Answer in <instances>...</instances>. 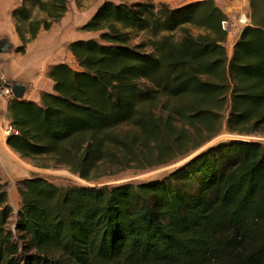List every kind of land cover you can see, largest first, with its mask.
<instances>
[{
  "label": "trees",
  "instance_id": "trees-1",
  "mask_svg": "<svg viewBox=\"0 0 264 264\" xmlns=\"http://www.w3.org/2000/svg\"><path fill=\"white\" fill-rule=\"evenodd\" d=\"M31 1L47 19L13 11L21 54L68 11V0ZM227 19L213 0L105 2L83 26L99 39L69 45L76 66L51 67L53 91L10 100L8 146L93 182L169 165L224 131L264 136V30L246 26L230 57ZM141 32L147 44H134ZM18 189L12 226L0 176V264H264L261 142L210 147L159 181L59 186L34 174Z\"/></svg>",
  "mask_w": 264,
  "mask_h": 264
},
{
  "label": "rangeland",
  "instance_id": "rangeland-1",
  "mask_svg": "<svg viewBox=\"0 0 264 264\" xmlns=\"http://www.w3.org/2000/svg\"><path fill=\"white\" fill-rule=\"evenodd\" d=\"M44 2H50L51 0H43ZM113 2L115 4H135V3H149L155 6V9L161 8L162 4L169 6L172 9L179 8L191 3H197L203 0H68V11L58 23H55L51 30L44 31L41 30L37 41L30 42L26 45V50L31 44V51L29 54L23 57L16 56L13 59L12 69L18 70V73L27 72L28 66L34 64L38 56L45 55L48 53L47 60L53 62L58 55L60 58L56 59V64L63 60L72 66H76L75 59L72 56L68 43H72L78 40H89L92 38L99 39L100 32H87L83 30V26L87 24L93 16L96 14L98 9L105 2ZM217 6H219L227 15L229 19L234 22L242 15H250V5L249 0H213ZM26 6L30 9L32 13V19L34 20H45L47 15L39 11L36 5L31 0H0V34H7V38L13 45L14 49L11 53H5L8 55H13L18 47L23 46V42L20 46L16 47L12 42L13 34L12 25L16 27L12 13L14 10L21 6ZM12 12V13H11ZM240 27V26H239ZM24 30L26 29L23 26ZM191 28V27H189ZM241 29V28H240ZM194 35H199L202 33L201 30L191 28ZM18 33V32H17ZM16 35V33L14 32ZM175 40L179 41L181 39V32L177 31L174 33ZM12 39V40H11ZM149 36L145 32L138 34H133L134 44H147ZM235 44L233 45V39L228 38L227 49L230 57L233 54ZM56 48H60L58 53L53 51ZM146 52H151L152 49L148 46L145 48ZM21 54V53H20ZM26 54V53H25ZM24 55V54H21ZM1 56V55H0ZM11 57V56H8ZM46 60V58H45ZM54 66V65H53ZM31 76V75H30ZM9 99H0V109L6 106V102ZM12 100V99H10ZM10 103V101H9ZM228 116V114H226ZM1 124L7 128L11 125V121L5 118L0 119ZM234 140H245L264 143L263 135L254 136H238L235 134H230L224 131L218 137L213 139L211 142L190 154L187 157L176 160L175 162L146 169H136L132 168L126 170L122 173L115 175L104 176L97 181L88 182L80 177L72 174L64 168H42L44 161H30L23 159L18 154H16L10 148L1 147L0 148V176L4 183L7 184V189L9 192V201L14 210L13 217L11 219V225L13 226L17 220V214L21 207V199L19 195V184L20 182L32 178L31 173L35 172L47 178L49 181L53 182L59 186H70V185H80L89 187H102V186H114L124 183H142V182H152L164 179L173 169H176L186 162H188L192 156L197 152L201 153L210 147L218 146L219 144H230ZM198 153V154H199Z\"/></svg>",
  "mask_w": 264,
  "mask_h": 264
},
{
  "label": "crops",
  "instance_id": "crops-1",
  "mask_svg": "<svg viewBox=\"0 0 264 264\" xmlns=\"http://www.w3.org/2000/svg\"><path fill=\"white\" fill-rule=\"evenodd\" d=\"M12 13V12H11ZM227 14V13H226ZM229 17V15H228ZM13 40L12 42L16 47L20 46L22 40L17 33L16 27L12 25ZM16 33V35L14 34ZM7 38V34H0V39ZM38 39H36L33 43H35ZM68 44H71L68 43ZM33 45V44H32ZM32 45L30 44L26 50V54L21 55L20 53H13V55L1 54L0 56V76L3 75L7 82L9 83H20L26 86V93L24 96V100L33 101L36 103H40L41 94L43 92H52L54 83L51 79H49V71L53 65H55L56 59L60 58L58 55L57 58L54 59L53 62H50L48 58V53L45 55H39L34 64L29 65L27 68V72L18 73V70L12 69L13 59L16 56L23 57L30 53ZM60 48H56L53 52L58 53ZM11 56V57H8ZM46 58V60H45ZM60 63H64L63 60H60ZM59 64V63H58ZM31 75V76H30ZM9 101L6 102V106L0 109V119L5 118L11 121V115L9 112ZM4 126L0 122V148L5 147L10 148L7 144V137L3 135Z\"/></svg>",
  "mask_w": 264,
  "mask_h": 264
},
{
  "label": "water",
  "instance_id": "water-1",
  "mask_svg": "<svg viewBox=\"0 0 264 264\" xmlns=\"http://www.w3.org/2000/svg\"><path fill=\"white\" fill-rule=\"evenodd\" d=\"M249 5L250 26L264 30V0H249ZM13 49L14 45L8 39H0V55L5 53H11ZM6 86L11 89L14 99L24 100V96L27 89L25 85L20 83L7 82ZM198 153L199 152H197L194 156H196ZM34 174L36 173H31L32 176Z\"/></svg>",
  "mask_w": 264,
  "mask_h": 264
},
{
  "label": "built area",
  "instance_id": "built-area-1",
  "mask_svg": "<svg viewBox=\"0 0 264 264\" xmlns=\"http://www.w3.org/2000/svg\"><path fill=\"white\" fill-rule=\"evenodd\" d=\"M250 25L249 15H242L237 22L232 21L231 19H227L222 22V29L227 32L228 38L233 39V45L239 39L243 29ZM240 26V27H239ZM241 28V29H240ZM7 81L3 75L0 76V99H14L13 93L10 88L6 86ZM12 134H18V132L13 128L12 125L7 128L4 127L3 135L4 137H8Z\"/></svg>",
  "mask_w": 264,
  "mask_h": 264
}]
</instances>
